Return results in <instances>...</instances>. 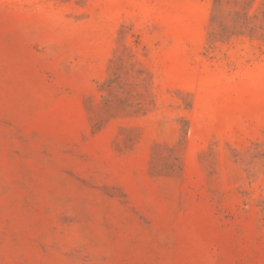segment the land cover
<instances>
[{
    "label": "rangeland",
    "instance_id": "rangeland-1",
    "mask_svg": "<svg viewBox=\"0 0 264 264\" xmlns=\"http://www.w3.org/2000/svg\"><path fill=\"white\" fill-rule=\"evenodd\" d=\"M0 264H264V0H0Z\"/></svg>",
    "mask_w": 264,
    "mask_h": 264
}]
</instances>
